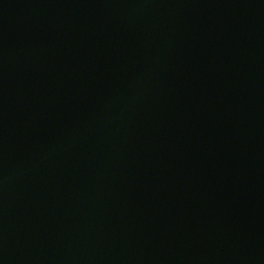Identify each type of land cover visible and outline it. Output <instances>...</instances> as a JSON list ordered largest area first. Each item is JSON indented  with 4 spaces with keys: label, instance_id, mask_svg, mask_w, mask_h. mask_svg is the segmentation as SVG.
Returning a JSON list of instances; mask_svg holds the SVG:
<instances>
[{
    "label": "water",
    "instance_id": "95a60500",
    "mask_svg": "<svg viewBox=\"0 0 264 264\" xmlns=\"http://www.w3.org/2000/svg\"><path fill=\"white\" fill-rule=\"evenodd\" d=\"M0 264H264V0H0Z\"/></svg>",
    "mask_w": 264,
    "mask_h": 264
}]
</instances>
